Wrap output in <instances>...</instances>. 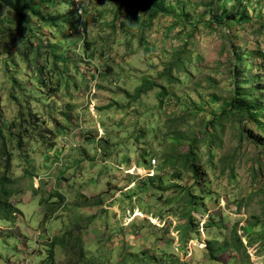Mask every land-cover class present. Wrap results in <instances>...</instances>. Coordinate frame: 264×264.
Returning a JSON list of instances; mask_svg holds the SVG:
<instances>
[{
  "label": "rangeland",
  "instance_id": "374dc122",
  "mask_svg": "<svg viewBox=\"0 0 264 264\" xmlns=\"http://www.w3.org/2000/svg\"><path fill=\"white\" fill-rule=\"evenodd\" d=\"M246 2L223 26L213 0H166L152 22L115 0L44 4L72 20L60 30L0 8V189L17 218L0 206V264H50L63 236L56 264H264V117L216 121L239 87L264 109V0Z\"/></svg>",
  "mask_w": 264,
  "mask_h": 264
},
{
  "label": "trees",
  "instance_id": "16d2710c",
  "mask_svg": "<svg viewBox=\"0 0 264 264\" xmlns=\"http://www.w3.org/2000/svg\"><path fill=\"white\" fill-rule=\"evenodd\" d=\"M248 1V0H246ZM245 0H213V7H215L217 10L222 9L223 13L221 15H214L211 8L209 9L208 17L209 21H214L215 19L218 21V25L223 26L226 24V22L231 21H245L248 18V7L247 2ZM56 0H0V8L2 6H6L11 13H14L15 16L26 22V18L28 16L30 17H36L40 19L43 22H46L47 24L54 25L53 27L62 29V25L66 24L67 26L72 27V20L70 18H61V15L58 14V16H55L54 14H50L49 10L50 8L47 7L46 10L43 9L44 4L53 5L55 4ZM116 3H120L118 14L120 15L122 11L128 12L130 8L135 9V13L133 14L134 19L137 20V15L139 13H143L145 15H148L150 18V22L154 21L158 14L163 12L167 13L168 9L165 6L166 0H115ZM229 2H234V6L232 9H228L227 5ZM49 13V14H48ZM56 14V13H55ZM49 17V18H47ZM86 48L90 47V44L85 41ZM176 63L179 65L182 63L181 59L176 60ZM240 66V61H236V68ZM40 73L43 74V70H41V67H39ZM170 75V72L168 73V76ZM167 76V77H168ZM256 77L250 78L247 80H244L243 82L238 83L239 85L248 84L251 82H255ZM46 81V77H44V83ZM45 85V84H44ZM60 87V86H57ZM144 89V90H143ZM141 90H138V95H143L145 91H151L154 89V85L148 83L146 85V88L144 87ZM255 88H251L249 91H245L241 89L240 87L235 89L234 98L230 102V109L228 111L223 112L222 117L218 118L217 125L219 126L221 124L222 118L226 116H234L238 117L239 119H249L256 123H259V120L264 117L262 111L263 108L260 109L257 101L251 100L253 97V92L255 91ZM247 121V120H246ZM263 127V126H262ZM174 142H176V146L183 143V139L181 136H174L173 138ZM198 139L195 138L191 140V145L189 148L188 153L185 155L187 159L188 165L191 167L194 176L198 177V170L195 167L194 161L197 159V156L195 155V147L197 145ZM168 159V158H167ZM167 159L165 162H167ZM9 192L5 190L0 189V206L6 210L7 215L6 217H10L12 220H17L15 212L13 209L15 208L11 203H9ZM54 206V205H53ZM192 220V218H191ZM248 228L247 231H249ZM67 236H63V238H55L52 240V242L49 244V255H48V262L50 264H56L55 261V251L58 247L67 248ZM239 244L242 245L241 241L239 240Z\"/></svg>",
  "mask_w": 264,
  "mask_h": 264
},
{
  "label": "clouds",
  "instance_id": "9594fccd",
  "mask_svg": "<svg viewBox=\"0 0 264 264\" xmlns=\"http://www.w3.org/2000/svg\"><path fill=\"white\" fill-rule=\"evenodd\" d=\"M128 175H133V174H132V172L129 171V172H128ZM146 175H147V174H146Z\"/></svg>",
  "mask_w": 264,
  "mask_h": 264
},
{
  "label": "built area",
  "instance_id": "2783aa9c",
  "mask_svg": "<svg viewBox=\"0 0 264 264\" xmlns=\"http://www.w3.org/2000/svg\"><path fill=\"white\" fill-rule=\"evenodd\" d=\"M153 164L155 165V162L153 161ZM148 175V174H147Z\"/></svg>",
  "mask_w": 264,
  "mask_h": 264
}]
</instances>
